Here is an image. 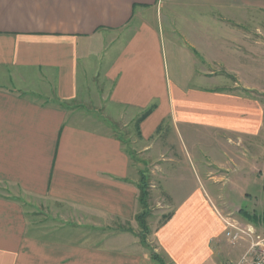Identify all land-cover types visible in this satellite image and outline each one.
Returning <instances> with one entry per match:
<instances>
[{
    "label": "crops",
    "instance_id": "crops-1",
    "mask_svg": "<svg viewBox=\"0 0 264 264\" xmlns=\"http://www.w3.org/2000/svg\"><path fill=\"white\" fill-rule=\"evenodd\" d=\"M249 11L264 13V0H0V264L235 261L224 247L229 212L216 204L212 176L195 175L198 154L182 141L195 147L205 136L228 155L238 140L264 138V100L250 83L226 82L234 71L209 66L202 46L215 29L231 37L228 19ZM255 32L264 35L259 25ZM89 74L109 84L110 117L96 124L74 103ZM124 116L138 152L168 154L162 168L176 157L156 135L178 140L196 180L180 199L172 190L170 215L151 231L159 258L127 225L136 223L141 175L136 153L105 127ZM30 207L66 222L42 225ZM114 221L125 227L106 231ZM243 243L234 244L238 258Z\"/></svg>",
    "mask_w": 264,
    "mask_h": 264
},
{
    "label": "rangeland",
    "instance_id": "rangeland-1",
    "mask_svg": "<svg viewBox=\"0 0 264 264\" xmlns=\"http://www.w3.org/2000/svg\"><path fill=\"white\" fill-rule=\"evenodd\" d=\"M234 15L231 19H228L233 22L232 25L234 27V33L232 36L230 35L231 37L225 34L222 37L218 30L214 28V32L217 35H213L214 37H211L209 43H202L207 53L206 56L212 62L209 66L216 68L217 71L231 69L234 72L232 75L226 74L228 78L226 82L235 84L239 80L240 84L244 82L250 83L256 89L254 95H258L264 100V91L260 90L264 89V35L259 37L255 32L256 25H259L264 30V13L249 11L246 16L242 12ZM246 31L249 32V38L241 35V32ZM222 40H227V44ZM106 56L105 58H108ZM105 58L104 61L106 62L107 59ZM84 83L87 89L81 90L80 98L74 102L78 105L77 109L90 115L94 124L97 123L95 120H104L110 117L107 114V109L105 110L104 108L109 84L104 83L100 76L91 74L86 75ZM84 83L82 82L83 88ZM74 103L72 104L74 105ZM116 120L118 121L105 120V127L114 131L121 138L126 150L136 153L137 160L134 161L137 163V165L134 164L137 170L136 178L139 181L140 175L144 176L139 182L145 185V188L143 187L145 191L138 194L143 199L136 214V223L132 222L127 225L128 228L133 226L140 236L141 242H144L149 249L150 254H157L153 250L155 241L151 231L160 225L172 211V207L167 206L166 201L170 200L172 190L174 199H180L189 192L192 183L196 182L194 180V172L198 179L200 175L204 181L209 178L208 175L212 176L209 182L214 186L213 192L214 198L217 199L216 204L222 208L224 213L229 212L227 217H231L241 224L250 222L257 228L255 229L256 232H263L264 224L261 221V217L254 223L242 215H253L255 213L260 215L264 209V138H245L242 143L238 140L237 146L230 147L236 150L235 154L228 155L223 150H220L218 142L212 145V139L205 138V136L198 137L195 142L200 144L195 145V147H191V144L183 139L182 142L185 145L187 143V146L198 154V156L193 155L195 164H193V167L197 168L196 170L198 171L194 170V172H191V167L187 164L185 156L179 151L178 146L180 143H178V140H169L161 133L156 135L154 144L160 146V149L165 152H171V148H173L176 157V163L173 166H163V171L162 159H165L167 157L165 155L168 154L166 153L163 156L155 153L151 155V153L138 152L139 148L133 142L136 135L135 123L127 122L126 116ZM163 133L166 134L167 132ZM168 135H170V132L167 133ZM232 141L236 144L235 138ZM169 155H172V153ZM164 174L168 177L167 180L164 178L165 176L163 177ZM168 182L172 185L170 189H168V184H166ZM28 210L37 214L33 217L35 220L38 219L37 221H40L42 225L55 224L58 226L66 222V218L57 216L48 208L30 207ZM70 221L67 220V222ZM73 221V225L77 226V222H83L84 220L77 219V222L76 220ZM116 222L105 225V230L109 231L118 226V224L121 225L120 227H125V224H117ZM243 242H247V245L249 244L244 239L239 240V243ZM224 247H226V251L228 248L233 260L238 259L240 252L238 248H234V244L226 241L224 242ZM226 251L224 252L221 249V252H218V256L223 261ZM225 256L224 264L234 262L228 258L227 254Z\"/></svg>",
    "mask_w": 264,
    "mask_h": 264
},
{
    "label": "built area",
    "instance_id": "built-area-1",
    "mask_svg": "<svg viewBox=\"0 0 264 264\" xmlns=\"http://www.w3.org/2000/svg\"><path fill=\"white\" fill-rule=\"evenodd\" d=\"M224 235L229 243L239 240L248 241V247L237 260L231 264H264V234L256 232L252 224H241L231 217L224 219Z\"/></svg>",
    "mask_w": 264,
    "mask_h": 264
},
{
    "label": "trees",
    "instance_id": "trees-1",
    "mask_svg": "<svg viewBox=\"0 0 264 264\" xmlns=\"http://www.w3.org/2000/svg\"><path fill=\"white\" fill-rule=\"evenodd\" d=\"M152 107L153 106H149L144 112H143V114L141 115V117H144L147 113H149L151 110H152ZM144 178V176H141V179H143ZM145 188V185H143V183L140 185V193L141 192H143V191H145L144 190V188ZM142 196L141 195H139V201L141 202L142 201ZM242 216H244L246 219H248V220H252V222H256V221H258V219L261 217V221L263 222V224H264V209H263V211H262V213L260 214V215H258L257 213H255V214H253V215H248V214H244V215H242ZM254 222V223H255ZM152 256H154V257H157V254H152ZM157 258H159V257H157ZM161 264H165L164 262H163V260L161 259Z\"/></svg>",
    "mask_w": 264,
    "mask_h": 264
}]
</instances>
